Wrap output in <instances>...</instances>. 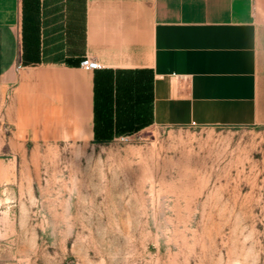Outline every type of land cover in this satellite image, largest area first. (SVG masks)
<instances>
[{"label": "crops", "instance_id": "0c3cea01", "mask_svg": "<svg viewBox=\"0 0 264 264\" xmlns=\"http://www.w3.org/2000/svg\"><path fill=\"white\" fill-rule=\"evenodd\" d=\"M193 124L264 127V0H0V149Z\"/></svg>", "mask_w": 264, "mask_h": 264}, {"label": "rangeland", "instance_id": "374dc122", "mask_svg": "<svg viewBox=\"0 0 264 264\" xmlns=\"http://www.w3.org/2000/svg\"><path fill=\"white\" fill-rule=\"evenodd\" d=\"M0 152V264H264L262 126Z\"/></svg>", "mask_w": 264, "mask_h": 264}, {"label": "built area", "instance_id": "2783aa9c", "mask_svg": "<svg viewBox=\"0 0 264 264\" xmlns=\"http://www.w3.org/2000/svg\"><path fill=\"white\" fill-rule=\"evenodd\" d=\"M81 67L87 71H93L99 68V63L91 58H85L81 63ZM193 127H195V124H193Z\"/></svg>", "mask_w": 264, "mask_h": 264}]
</instances>
